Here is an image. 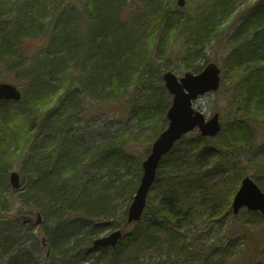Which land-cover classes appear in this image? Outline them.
<instances>
[{
	"label": "trees",
	"instance_id": "trees-1",
	"mask_svg": "<svg viewBox=\"0 0 264 264\" xmlns=\"http://www.w3.org/2000/svg\"><path fill=\"white\" fill-rule=\"evenodd\" d=\"M162 1L86 0L79 12L69 0H0V65L13 72L21 88L20 100H0V203L29 202L43 216L45 226L39 233L41 240L45 238L46 254L39 264H132V253L156 242L170 252L190 246L174 234L182 226L195 227L201 219L210 221L206 209L221 218L232 216V196L245 175L235 155L252 148L260 136L264 139V0H245L240 5L234 0H191L188 15L177 11L176 0L165 6ZM218 16L226 23L221 24L224 20H217ZM86 21L94 22L88 39L78 29ZM169 28L174 38L184 36L187 70L200 69L192 62L201 57L205 40L214 39L229 49L219 90L230 93L236 112L222 117L223 129L216 137L189 133L177 141L159 162L152 185L158 201L156 206L147 201L146 221L133 223L115 248L93 247L95 237L125 223L127 204L115 224L108 218L107 203L126 189L130 198L142 168L140 157L124 146L129 129L120 127L109 135L104 131L95 141L75 132L78 105L84 99L121 101L123 107L114 116L127 110L138 128L135 136L144 135L143 142L150 147L167 124L170 96L161 74L170 67L162 54L151 61L149 53L153 47L162 53ZM45 33L50 34L44 52L26 59L20 51L22 39ZM137 67L143 70L135 74L132 70ZM130 84L139 96L126 95ZM54 91H58L56 100ZM251 151L245 153L248 161L262 167L264 174V141ZM27 152L32 172L14 189L9 169ZM263 176L255 177L264 190ZM205 177L211 179L209 183L203 182ZM160 206L165 220L163 227H154V208ZM19 213L0 212V239L9 241L5 225ZM241 214L243 226L255 217L264 219L259 212ZM200 235H190L196 240L193 249L198 259L194 261L188 251L181 263L218 264L212 254L219 248L201 245ZM230 244L224 252L233 250ZM31 253L26 248L0 264H33Z\"/></svg>",
	"mask_w": 264,
	"mask_h": 264
},
{
	"label": "rangeland",
	"instance_id": "rangeland-1",
	"mask_svg": "<svg viewBox=\"0 0 264 264\" xmlns=\"http://www.w3.org/2000/svg\"><path fill=\"white\" fill-rule=\"evenodd\" d=\"M72 5H74L79 12H81L82 5L86 0H69ZM245 0H234L237 5L241 4ZM168 0H163L162 4L165 6ZM195 2V0H193ZM191 0H186L183 7L177 6V11L182 14H187L191 11ZM132 5L128 6L131 7ZM188 15V14H187ZM219 17V16H218ZM84 18V16H83ZM217 20H224L220 22L225 24V18L219 17ZM84 22V21H79ZM94 22L86 21L84 25L79 24L78 29L84 31L85 39L91 31L90 27ZM85 26V27H84ZM48 29L51 30L52 26H48ZM85 29V30H84ZM130 32H124L125 34H130ZM75 33V32H73ZM166 42L162 46V53L158 52V49L155 47L151 48L149 53L150 60L155 61L159 54L163 55L162 60H164L165 66L170 67V69L175 72L178 76L187 71L186 62L187 60L183 59V45L182 41L184 39L183 35H177L175 38L172 36L173 30L171 28L166 30ZM39 36L36 38H24L20 44V51L26 59L31 60L35 56L36 52H44L45 45L47 43L49 34ZM134 34V32H133ZM132 37V36H131ZM130 38V37H128ZM133 38V37H132ZM88 39V37H87ZM134 39V38H133ZM128 41H131L130 39ZM229 49L224 46L218 45L214 39L205 40L202 46L201 57L195 59L192 62V66H196L201 70L207 62L215 61L220 68L223 69V60L224 57L228 54ZM146 67H144L145 69ZM143 68L137 67L133 69L135 74L141 73ZM166 70V69H165ZM198 70V71H199ZM0 82H9L15 84L19 87V83L14 77L13 72L7 71L4 69V66L0 65ZM139 96L137 89L134 84H130L127 88L126 95L128 97H134V95ZM53 100H56L58 96V91L52 93ZM171 98V96H170ZM232 97L230 93L224 90H219L213 93H207L197 100L194 101L195 108L201 110L206 117H209L215 111H219L222 117L229 118L236 112V107L233 105ZM121 101H109L105 103V100H83L78 105V114L77 120L73 124V130L78 134L84 135L86 139L90 140H100L102 137V132L105 131L106 135L113 134L117 131L118 128L123 127L122 130L125 132L129 129L131 133L127 134L124 139V146L132 155L140 157V160L145 158L148 153L149 145L148 143L143 142L144 135L135 136L138 132L136 122L129 115L126 110L124 113H119L117 117L114 116L122 108ZM123 114V116H121ZM109 116H112L110 122H108ZM190 133H198L197 129L192 130ZM133 137V138H132ZM264 139L260 136L259 140L255 143L252 148H245L243 151L239 150L238 155H235L236 164L240 170L245 172V175L250 176L259 187L260 183L257 181L255 176H261L262 167H255L250 161H248V154L245 155L246 151L252 152L251 150H256L258 145L262 143ZM18 154V152H17ZM29 155V152L22 154L18 162H13L9 172L15 170L18 172L20 177V182H24L31 173V164L27 161L26 157ZM41 166L44 162L39 161ZM140 162V163H141ZM212 173V172H210ZM105 174V172H101ZM243 175L240 177L239 182ZM124 179H128L129 175L123 176ZM211 179L205 177L203 182L209 183ZM22 187V186H21ZM157 190V189H156ZM156 190L152 189L148 196V202L152 206L157 205L158 195ZM1 193V192H0ZM134 192H132L131 197L129 198V192L126 189L121 196H115L111 202L107 203V207H110V213L108 215L109 220L113 221L115 224H119L120 218L122 216L125 204H129L132 200ZM206 207H204L205 209ZM8 211L10 215H15L17 212H20L19 215H16L13 220H10L12 224V229H9L8 224L5 225L6 236L9 237L8 240H4L3 237L0 239V261L5 260L10 255L15 252L24 251L26 248L32 249L31 258L33 264L42 263V260H45L46 248L41 242V234L39 233V228L45 226L43 216L39 212L30 206L29 202L15 201L13 205L11 204H1L0 203V212ZM206 212L211 214V220L208 221V229L205 232H201V245L216 244L219 249L214 251L212 254V260L218 262V264H263L264 263V219H259L255 217L254 222L249 225L243 226L241 224L242 214H236L228 217L221 218V215L217 213L212 214L210 209H206ZM205 212V213H206ZM39 216L40 222L37 224L36 219ZM32 220V224L27 222L22 223L23 220ZM220 219V220H218ZM145 222V217L142 219ZM205 221L203 219L200 222ZM19 224L20 228L15 224ZM22 223V225H21ZM134 225H130L126 228V231L131 230ZM193 229L191 225H185L181 230L185 232H190ZM5 232V231H4ZM106 232V231H105ZM193 234V233H191ZM190 234V235H191ZM3 236V235H2ZM123 242L121 240L120 244ZM187 242L190 243V256H193V260L196 261L199 257L197 251H194L193 247L196 244V240L192 239V236H189ZM230 249L233 248L230 252H224L226 245L230 243ZM221 244V245H220ZM125 245V244H124ZM201 246V247H203ZM137 260L133 264H188L181 263L184 259L182 257H176L173 252H170L165 244L156 243L155 245L143 247L137 252ZM219 260V261H218ZM194 264V263H192Z\"/></svg>",
	"mask_w": 264,
	"mask_h": 264
},
{
	"label": "water",
	"instance_id": "water-1",
	"mask_svg": "<svg viewBox=\"0 0 264 264\" xmlns=\"http://www.w3.org/2000/svg\"><path fill=\"white\" fill-rule=\"evenodd\" d=\"M184 3L185 0H177L179 6ZM220 71L221 68L215 62H209L200 72H185L179 78L169 70L163 73L164 85L172 94L171 104L166 113L168 123L153 141L147 157L142 162L139 185L127 209V223L140 219L146 204L147 193L155 179L160 158L171 150L174 143L183 134L196 127L202 136H215L220 131L219 112H215L206 119L200 110L193 107V100L198 95L218 89ZM20 98L21 92L16 85L0 82V100L18 101ZM8 179L13 188L19 187L20 177L17 171H10ZM243 206H246L248 210H258L264 216V193L249 176H244L241 179L240 186L232 199L234 213H237ZM121 236L122 230L115 229L94 238L92 243L95 247H115Z\"/></svg>",
	"mask_w": 264,
	"mask_h": 264
},
{
	"label": "bare ground",
	"instance_id": "bare-ground-1",
	"mask_svg": "<svg viewBox=\"0 0 264 264\" xmlns=\"http://www.w3.org/2000/svg\"><path fill=\"white\" fill-rule=\"evenodd\" d=\"M32 166L33 165L31 164V172H32ZM217 173L219 175H221L220 172H217ZM262 178L264 179V176ZM154 210H155V213H156L157 218L153 219V222L154 223H152V224L154 225V227L162 226V223L165 220L164 217L161 216L163 214V212H164V207L163 206H160L158 208H154ZM158 216H160V217H158ZM208 223H210V222H206V221L199 222V224H197L195 227L192 226L193 229L190 232H185L184 230H181L183 228V226H182V228H179V230H177L178 233L177 234H174V235H177L179 239L182 238L183 239V242H185V241L188 240V238H189V236H190L191 233L205 232L208 229ZM7 224L9 226V229H12V224L10 223V220L7 221ZM157 233H158V231H157ZM156 243H158V242H156ZM185 246L186 247L178 248L177 250H181L179 252H176L174 250L172 252L175 254L176 257H177V255H178V257H183L182 256L183 254H185L188 251L189 252L191 251V248L189 246H187V245H185ZM137 252H139V250L136 251L135 253H132V261L133 262H135L137 260V258H136L137 257ZM200 259L201 258H199V260ZM133 262H132V264H133Z\"/></svg>",
	"mask_w": 264,
	"mask_h": 264
}]
</instances>
